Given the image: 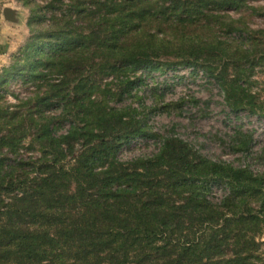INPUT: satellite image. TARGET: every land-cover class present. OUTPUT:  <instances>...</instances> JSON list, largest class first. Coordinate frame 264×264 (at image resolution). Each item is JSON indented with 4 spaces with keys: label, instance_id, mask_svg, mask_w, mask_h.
Returning a JSON list of instances; mask_svg holds the SVG:
<instances>
[{
    "label": "trees",
    "instance_id": "obj_1",
    "mask_svg": "<svg viewBox=\"0 0 264 264\" xmlns=\"http://www.w3.org/2000/svg\"><path fill=\"white\" fill-rule=\"evenodd\" d=\"M40 1L32 19L48 12L49 23L30 26L33 51L16 72L35 89L11 105L1 89L14 75L0 76V264H264L257 240L264 171L211 160L192 143L150 130L146 118L160 107L141 102L142 75L134 80L138 68L161 69L156 61L170 46L159 33L199 28L208 35L172 45L186 58L166 69L213 80L232 114L264 115L253 90V72L264 68V28L247 21L264 18V5ZM130 97L137 106L121 104ZM62 122L68 129L58 134ZM241 135L226 145L249 157L251 140ZM151 136L160 137L155 153L120 159L123 147ZM219 183L223 195L210 200Z\"/></svg>",
    "mask_w": 264,
    "mask_h": 264
},
{
    "label": "rangeland",
    "instance_id": "obj_2",
    "mask_svg": "<svg viewBox=\"0 0 264 264\" xmlns=\"http://www.w3.org/2000/svg\"><path fill=\"white\" fill-rule=\"evenodd\" d=\"M29 1V5H26L25 0H0V76L6 75L7 72L14 75L11 79L6 77L7 83L2 85L3 89H0L5 94V100L11 105L17 104L19 99H25L35 89L32 81L26 79L27 76L16 74L18 69H26L24 62L33 51L30 47L35 42L33 39L35 32L30 26L36 29L38 24L44 27L49 23L48 12L44 16H36L32 19L35 12L32 10L33 3L38 4L41 1ZM251 3L264 5V0H254ZM5 8L15 12V22L5 19L3 15ZM226 13L233 18L238 16L232 10ZM247 21L252 28H264L263 17L250 16L247 17ZM184 34L187 40L182 37ZM159 35L164 43L170 46L160 52L156 61L161 64V69L145 71L143 68H138L134 78L136 80L142 75L143 83L139 85L138 93L141 98L143 97L141 102L143 101L147 107H160L146 118L150 130L161 137L175 135L192 143L201 154L211 160H222L234 166L248 164L254 171H264V165L258 160V157L264 156V115L259 117L247 111L232 114L224 104L223 94L213 80L207 81L199 71L190 74L191 70L188 71L186 68L173 71L166 69L169 65L184 64L185 52L177 51L174 46H185L191 38H200L208 34L202 29L195 30V27H190L181 33L167 31L163 36L160 33ZM230 35L238 38L235 32ZM39 42L36 43L40 48H46L45 40ZM7 69L10 72L6 71ZM253 79L257 81L253 90L259 94L260 100L264 101V68H256ZM110 80V78L103 79L101 88ZM136 86L137 84H134L131 87L133 93ZM121 104H131L135 107L138 105L137 98H127ZM162 105L165 106L161 107ZM59 111L57 108L50 113L59 114ZM57 128L58 134L65 133L68 124L62 122ZM238 131L242 133L241 136H245L247 140L249 137L251 140L249 157L232 153L226 145L229 137ZM159 145L160 137L136 138L129 146L121 149L119 157L123 161H129L135 157L149 156L156 152ZM27 152L32 153V151ZM222 187L221 183L211 185L209 199L213 201L220 199L223 195ZM257 240L260 242V258L264 262V228L257 236Z\"/></svg>",
    "mask_w": 264,
    "mask_h": 264
},
{
    "label": "water",
    "instance_id": "obj_3",
    "mask_svg": "<svg viewBox=\"0 0 264 264\" xmlns=\"http://www.w3.org/2000/svg\"><path fill=\"white\" fill-rule=\"evenodd\" d=\"M3 15H4L5 19L8 21H11V22L16 21L15 12L10 8H5L3 10Z\"/></svg>",
    "mask_w": 264,
    "mask_h": 264
},
{
    "label": "built area",
    "instance_id": "obj_4",
    "mask_svg": "<svg viewBox=\"0 0 264 264\" xmlns=\"http://www.w3.org/2000/svg\"><path fill=\"white\" fill-rule=\"evenodd\" d=\"M186 70L190 71V70H191V68H186Z\"/></svg>",
    "mask_w": 264,
    "mask_h": 264
}]
</instances>
